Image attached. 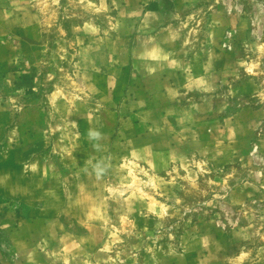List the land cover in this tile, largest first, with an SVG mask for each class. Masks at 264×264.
<instances>
[{
  "label": "rangeland",
  "instance_id": "374dc122",
  "mask_svg": "<svg viewBox=\"0 0 264 264\" xmlns=\"http://www.w3.org/2000/svg\"><path fill=\"white\" fill-rule=\"evenodd\" d=\"M0 264H264V0H0Z\"/></svg>",
  "mask_w": 264,
  "mask_h": 264
}]
</instances>
